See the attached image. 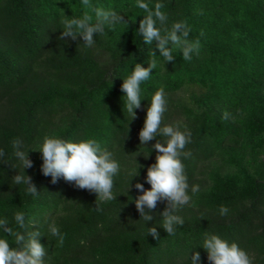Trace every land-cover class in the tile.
<instances>
[{"label":"trees","instance_id":"obj_1","mask_svg":"<svg viewBox=\"0 0 264 264\" xmlns=\"http://www.w3.org/2000/svg\"><path fill=\"white\" fill-rule=\"evenodd\" d=\"M0 264H264V0H0Z\"/></svg>","mask_w":264,"mask_h":264}]
</instances>
